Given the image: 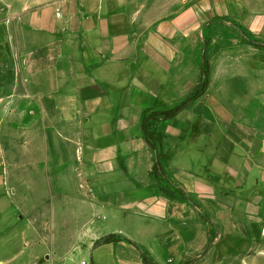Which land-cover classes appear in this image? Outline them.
Wrapping results in <instances>:
<instances>
[{
	"label": "crops",
	"instance_id": "1",
	"mask_svg": "<svg viewBox=\"0 0 264 264\" xmlns=\"http://www.w3.org/2000/svg\"><path fill=\"white\" fill-rule=\"evenodd\" d=\"M204 54L206 92L147 121L152 147L144 116L196 90ZM15 237L0 264H247L264 240V0H0Z\"/></svg>",
	"mask_w": 264,
	"mask_h": 264
},
{
	"label": "trees",
	"instance_id": "2",
	"mask_svg": "<svg viewBox=\"0 0 264 264\" xmlns=\"http://www.w3.org/2000/svg\"><path fill=\"white\" fill-rule=\"evenodd\" d=\"M202 69H203V77H202V81H201L200 85L196 88V90L190 96L187 97L186 100H184L182 103H180V104H178L172 108L162 110V111H153L150 114L144 116V118H143V130H144L145 135L148 139V142L152 145V147H154V148L156 147L154 143H151V139L154 138L155 134L148 129L147 121L152 119V118H157V117L172 118V117L176 116L180 111H182L188 105V103L190 101L197 99L199 96L203 95L208 88L209 74H210L209 63L206 59L205 54H204V62H203ZM156 138L160 140L161 135H158ZM154 173H155V176L160 180L161 189L166 193H172L171 189H172L173 185L169 181L165 180V178L163 176V166H162L159 159L155 164ZM115 239H116L115 235H109L103 239V242H111V241H114ZM143 258H144V261L146 264H155L148 255L144 254Z\"/></svg>",
	"mask_w": 264,
	"mask_h": 264
},
{
	"label": "rangeland",
	"instance_id": "3",
	"mask_svg": "<svg viewBox=\"0 0 264 264\" xmlns=\"http://www.w3.org/2000/svg\"><path fill=\"white\" fill-rule=\"evenodd\" d=\"M165 2V1H164ZM219 18V17H218ZM157 136H154L156 138ZM44 180V179H43ZM42 182V181H41ZM48 187V182L45 183V186ZM36 199V198H33ZM22 245L21 241L15 237V239L9 241L7 244H4L0 240V251H15ZM78 251V250H77ZM251 260L247 264H264V240L258 241L256 247L253 250H249Z\"/></svg>",
	"mask_w": 264,
	"mask_h": 264
},
{
	"label": "built area",
	"instance_id": "4",
	"mask_svg": "<svg viewBox=\"0 0 264 264\" xmlns=\"http://www.w3.org/2000/svg\"><path fill=\"white\" fill-rule=\"evenodd\" d=\"M81 264H91V263H90L89 260H87V259H83V260L81 261Z\"/></svg>",
	"mask_w": 264,
	"mask_h": 264
},
{
	"label": "water",
	"instance_id": "5",
	"mask_svg": "<svg viewBox=\"0 0 264 264\" xmlns=\"http://www.w3.org/2000/svg\"><path fill=\"white\" fill-rule=\"evenodd\" d=\"M156 152V151H155ZM157 153V152H156Z\"/></svg>",
	"mask_w": 264,
	"mask_h": 264
}]
</instances>
